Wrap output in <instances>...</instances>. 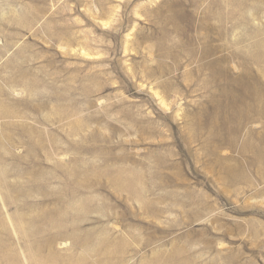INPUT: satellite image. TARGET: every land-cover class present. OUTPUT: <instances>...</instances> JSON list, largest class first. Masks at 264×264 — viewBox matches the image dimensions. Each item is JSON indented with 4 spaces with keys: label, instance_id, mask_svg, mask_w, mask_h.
<instances>
[{
    "label": "rangeland",
    "instance_id": "obj_1",
    "mask_svg": "<svg viewBox=\"0 0 264 264\" xmlns=\"http://www.w3.org/2000/svg\"><path fill=\"white\" fill-rule=\"evenodd\" d=\"M254 88L264 0H0V264H264Z\"/></svg>",
    "mask_w": 264,
    "mask_h": 264
},
{
    "label": "bare ground",
    "instance_id": "obj_2",
    "mask_svg": "<svg viewBox=\"0 0 264 264\" xmlns=\"http://www.w3.org/2000/svg\"><path fill=\"white\" fill-rule=\"evenodd\" d=\"M241 3H242V1H241ZM243 4H245V2H243ZM235 13L233 12L232 13V15H234ZM179 31V30H178ZM205 41V40H204ZM248 86V85H247ZM249 87V86H248ZM245 89V88H244ZM261 89V88H260ZM247 90H249V88L247 89ZM246 90V91H247ZM245 91V90H244ZM253 91V90H252ZM254 91H255V93H254ZM254 91H253V93L254 94H252L253 96H254V102H253V106H251L249 109H250V112H253V115L255 116H258V117H264V101H260V100H258V94L259 93H257L256 92V90H255V88H254ZM248 93H249V91H248ZM262 93V92H261ZM247 94V93H246ZM248 96H249V94H248ZM250 96H251V94H250ZM263 96V95H262ZM250 98H252V97H250ZM260 98V97H259ZM261 98H263V97H261ZM243 101V100H242ZM238 109V108H237ZM246 110V109H245ZM245 110L243 111V112H245ZM239 112V119L240 120H244V121H242V122H245L246 121V119H248L249 117H251L252 116V113H250V112H245V113H243V112H241V111H238ZM243 113V114H242ZM241 114V115H240ZM237 115V114H236ZM235 115V116H236ZM254 116H252V117H254ZM214 118V117H213ZM228 120V119H227ZM261 120H262V118H261ZM239 121V120H238ZM217 121L215 120V123H216ZM213 120H212V122L210 123V126H211V129H210V132L215 136V134H216V127H214V126H217V124H214V126H213ZM221 124V123H220ZM225 125H226V123H225ZM209 126V127H210ZM226 126H228V125H226ZM242 127H243V125H242ZM228 128H229V126H228ZM232 129H234V127L232 128ZM239 130H241V128L239 129ZM242 131V130H241ZM251 131V130H250ZM252 131H254V130H252ZM219 132V131H218ZM233 132V131H232ZM235 133H237L238 132V127L236 126V129H235V131H234ZM257 132V131H256ZM239 133V132H238ZM259 133V132H258ZM212 134H211V136H212ZM264 134V133H263ZM237 135V134H236ZM251 135H252V137H251ZM250 135V137L251 138H253V134H251ZM260 135V134H259ZM241 136V135H240ZM234 137H236V136H233L232 137V140H231V143H230V145L233 147V145L235 144V139H234ZM238 139V138H237ZM194 141V140H193ZM248 144H251V143H248ZM260 144H262V145H259L258 147H256L255 145H253V144H251V146H250V148H251V151H252V154L254 153V155L256 154V156L255 157H253L252 158V163L254 164V165H257V164H262V163H264V139H263V141H261V143ZM219 145V144H218ZM258 145V144H257ZM213 150V149H212ZM250 151V149H248L247 151H245V152H242V153H247V152H249ZM217 153V152H216ZM251 153V152H250ZM207 154V153H206ZM219 156V155H218ZM224 160V159H223ZM226 160V159H225ZM248 160V159H247ZM225 162V161H224ZM216 163V162H215ZM217 164V163H216ZM215 164V165H216ZM225 164V163H224ZM260 169V168H259ZM83 172V171H82ZM229 172V174H231V172H233L234 173V171L233 170H231V171H228ZM80 174V173H79ZM135 175V174H134ZM51 212V211H50ZM51 215H52V213H51ZM57 225V224H56ZM54 226V225H53ZM75 226V225H74ZM3 231V230H2ZM38 232V231H37ZM5 233V232H4ZM63 233V232H62ZM47 234V233H46ZM32 235V234H31ZM61 235V234H60ZM63 236V235H62ZM61 236V237H62ZM40 237V236H39ZM60 237V236H59ZM25 239V238H24ZM64 239V238H63ZM60 240V239H59ZM56 241V240H55ZM3 242V241H2ZM55 244V243H54ZM2 248V247H1ZM39 248V247H38ZM85 247H83V249H84ZM8 249V248H7ZM48 249H49V247H48ZM93 249V248H92ZM1 250H3V249H1ZM5 250V249H4ZM97 250V249H96ZM95 251V250H94ZM47 257V256H46ZM45 257V258H46ZM19 258V257H18ZM16 259V258H15ZM14 259V260H15ZM78 262V261H77ZM2 263V262H1ZM80 264V263H79Z\"/></svg>",
    "mask_w": 264,
    "mask_h": 264
}]
</instances>
